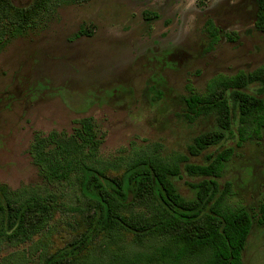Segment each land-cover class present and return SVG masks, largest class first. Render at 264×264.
Returning <instances> with one entry per match:
<instances>
[{"label":"rangeland","instance_id":"374dc122","mask_svg":"<svg viewBox=\"0 0 264 264\" xmlns=\"http://www.w3.org/2000/svg\"><path fill=\"white\" fill-rule=\"evenodd\" d=\"M32 1L13 3L24 7ZM258 9V0L62 4L42 29L12 39L0 53V184L12 190L44 184L28 153L35 134L72 133L74 120L85 117L95 118L107 134L101 150L106 159L133 148L189 157L188 146L207 128L205 122L190 124L182 117L187 86L203 93L219 74L264 65ZM146 12L159 17L147 20ZM81 28L93 34L77 38ZM175 50L187 55L164 61ZM225 148H234V155L222 184L233 185L234 205L257 211L264 198V135L258 143L237 147L231 140L219 150ZM190 163L204 160L190 157ZM185 180L178 183L179 191L192 198ZM69 221L57 218L53 251L72 237ZM123 243L128 251L144 250L133 247L131 238ZM243 264H264V226L254 224Z\"/></svg>","mask_w":264,"mask_h":264},{"label":"trees","instance_id":"16d2710c","mask_svg":"<svg viewBox=\"0 0 264 264\" xmlns=\"http://www.w3.org/2000/svg\"><path fill=\"white\" fill-rule=\"evenodd\" d=\"M84 1L33 0L19 7L0 0V53L12 39L42 29L62 4ZM258 2L256 25L264 31V0ZM158 17L145 13L147 20ZM92 34L81 28L76 37ZM186 55L175 50L164 61ZM187 91L182 117L207 128L188 146L189 157L133 148L106 159L107 134L93 117L74 120L72 133L37 132L28 153L44 184L17 190L0 184V264H243L254 224L264 226V198L257 211L232 203L234 187L221 180L234 148H219L263 139L264 65L219 74L203 93L192 85ZM183 180L192 198L179 191ZM59 216L70 219L73 235L53 251ZM129 238L144 250H126Z\"/></svg>","mask_w":264,"mask_h":264}]
</instances>
